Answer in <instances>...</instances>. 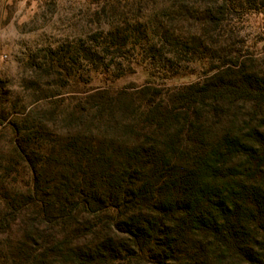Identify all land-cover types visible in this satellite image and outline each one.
<instances>
[{
    "label": "trees",
    "instance_id": "trees-1",
    "mask_svg": "<svg viewBox=\"0 0 264 264\" xmlns=\"http://www.w3.org/2000/svg\"><path fill=\"white\" fill-rule=\"evenodd\" d=\"M134 1L93 0L94 32L31 61L23 89L48 101L8 123L0 264H264V56L233 23L264 0ZM135 56L162 80L204 69L89 86Z\"/></svg>",
    "mask_w": 264,
    "mask_h": 264
},
{
    "label": "rangeland",
    "instance_id": "rangeland-1",
    "mask_svg": "<svg viewBox=\"0 0 264 264\" xmlns=\"http://www.w3.org/2000/svg\"><path fill=\"white\" fill-rule=\"evenodd\" d=\"M141 1V3H140ZM167 0H150L153 9L168 8ZM93 0H0V152L7 153L11 137L8 123L18 116L29 113L33 107L46 108L48 100L34 102L33 94L23 86L35 80L30 68L31 61L40 63L44 50L56 48L59 44L94 32L95 24H89L83 17L87 10L95 9ZM146 0H135L133 8L144 5ZM151 2V3H150ZM87 13V12H86ZM234 41L254 57L264 56V7L249 10L235 19ZM132 71L114 83H106L104 75L91 74L90 87L105 86L120 88L124 85H141L150 80L173 88L193 83L201 78L203 65L188 66L184 73L166 80L142 58L135 56ZM204 69V68H203ZM88 86V87H89ZM35 96L40 95L35 93ZM4 149V151H2Z\"/></svg>",
    "mask_w": 264,
    "mask_h": 264
}]
</instances>
